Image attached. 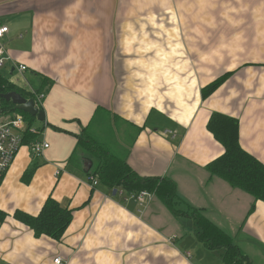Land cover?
Wrapping results in <instances>:
<instances>
[{
  "label": "crops",
  "instance_id": "0c3cea01",
  "mask_svg": "<svg viewBox=\"0 0 264 264\" xmlns=\"http://www.w3.org/2000/svg\"><path fill=\"white\" fill-rule=\"evenodd\" d=\"M167 2L0 0V25L8 27L0 77L31 93L43 85L44 121L36 118L29 130L49 144L35 154L23 140L0 181V264H56L57 257L61 264H195L189 252L171 248L174 235L152 227L151 220L170 227L154 194L113 193L87 170L77 134L94 118L133 170L174 181L178 205L201 210L252 264V256L264 264V202L205 168L224 151L206 127L213 112L236 118L241 147L264 163V66L212 56L186 21L180 31ZM225 72L202 98L201 88ZM48 196L72 211L58 240L35 236L13 215H37Z\"/></svg>",
  "mask_w": 264,
  "mask_h": 264
},
{
  "label": "trees",
  "instance_id": "16d2710c",
  "mask_svg": "<svg viewBox=\"0 0 264 264\" xmlns=\"http://www.w3.org/2000/svg\"><path fill=\"white\" fill-rule=\"evenodd\" d=\"M230 72H225L201 88L202 98L212 93L227 77ZM42 84L36 90L42 88ZM9 91H17L25 98H35L34 94L24 91L7 78L0 77V95ZM38 108L41 109L40 105ZM102 110L97 107V112ZM0 111L2 113H15L23 117L26 123L24 142L33 144L36 134L29 128L36 120V116L20 110L11 101L0 97ZM96 112V113H97ZM95 113V115H96ZM98 123L94 118L92 124ZM91 123L84 126L77 134L78 146L83 152L85 160L90 163L87 170L97 177L101 184L113 190L120 188L126 195L146 191L154 194L159 201L175 216H186L193 220L198 241L209 250L222 249L221 261L223 264H252L242 250L233 242V238L223 229L213 224L205 217L201 210L186 206L185 209L176 208L179 200L176 184L168 177L140 175L127 163L125 157L114 152L100 132L99 126L95 128ZM104 126L102 123L99 124ZM207 129L222 144L223 153L209 162L205 168L211 176H217L230 186L243 190L254 199L264 202V163L254 155L243 149L239 143L238 120L234 117L219 113H211ZM59 129V127H56ZM98 130V131H96ZM106 128H101L105 131ZM106 134H110L106 132ZM36 165L30 166L24 172L22 179L27 182ZM14 217L26 224L35 236L47 235L60 239L72 219V211L64 208L51 196L44 201L37 215H30L23 211L14 212ZM5 213L0 210V221Z\"/></svg>",
  "mask_w": 264,
  "mask_h": 264
},
{
  "label": "rangeland",
  "instance_id": "374dc122",
  "mask_svg": "<svg viewBox=\"0 0 264 264\" xmlns=\"http://www.w3.org/2000/svg\"><path fill=\"white\" fill-rule=\"evenodd\" d=\"M167 3L172 7V15L179 18L180 31L185 33L186 21L194 32L195 44L209 43L207 47L212 56L229 61L233 56L243 60L248 58L259 61H250V65L264 66V0H168ZM250 44L256 45L249 47ZM106 142L111 143L108 145L111 148L114 138L109 137ZM160 204L163 220L168 221L170 227L163 221L151 220L152 227L165 236L174 235L173 241L169 238L171 248L176 247L181 253L189 252L195 264H223L222 249L209 250L197 241L192 219L175 216ZM176 208L185 209L180 205ZM226 231L230 233V230ZM144 253L153 258L151 253ZM252 257L256 264H261L258 256ZM152 264L163 263L159 259Z\"/></svg>",
  "mask_w": 264,
  "mask_h": 264
},
{
  "label": "built area",
  "instance_id": "2783aa9c",
  "mask_svg": "<svg viewBox=\"0 0 264 264\" xmlns=\"http://www.w3.org/2000/svg\"><path fill=\"white\" fill-rule=\"evenodd\" d=\"M8 27L6 25H0V37L7 32ZM3 48H0V66L3 65ZM25 65H20L19 70L24 71ZM35 98L34 102L36 106L44 98V93H36L32 90ZM26 123L22 116L15 113H0V181L3 178L5 172L11 166L13 159L21 146L23 139L21 130L25 128ZM33 131V129H32ZM47 142H35L32 144V150L35 154H40L44 149L48 148ZM92 185L97 184V179L91 177ZM136 199L142 200L143 197L149 196L146 191L137 193ZM60 257L54 259V263L61 264Z\"/></svg>",
  "mask_w": 264,
  "mask_h": 264
},
{
  "label": "water",
  "instance_id": "95a60500",
  "mask_svg": "<svg viewBox=\"0 0 264 264\" xmlns=\"http://www.w3.org/2000/svg\"><path fill=\"white\" fill-rule=\"evenodd\" d=\"M6 101H11L13 104L17 105L20 110L27 112L30 115L36 116L40 121H44V113L42 109H39L33 98H25L17 91H9L0 95ZM1 113V111H0ZM115 189L113 193H115Z\"/></svg>",
  "mask_w": 264,
  "mask_h": 264
}]
</instances>
